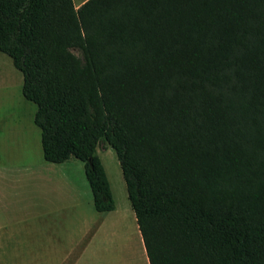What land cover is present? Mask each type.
<instances>
[{
	"label": "trees",
	"instance_id": "trees-1",
	"mask_svg": "<svg viewBox=\"0 0 264 264\" xmlns=\"http://www.w3.org/2000/svg\"><path fill=\"white\" fill-rule=\"evenodd\" d=\"M77 1L0 0L43 160L110 212L103 140L148 264H264V0Z\"/></svg>",
	"mask_w": 264,
	"mask_h": 264
},
{
	"label": "rangeland",
	"instance_id": "rangeland-1",
	"mask_svg": "<svg viewBox=\"0 0 264 264\" xmlns=\"http://www.w3.org/2000/svg\"><path fill=\"white\" fill-rule=\"evenodd\" d=\"M73 2L75 7L81 4V1ZM72 52L79 57L75 50ZM21 87L22 74L9 57L0 53V159L29 162L46 168L54 176L68 177L70 186L75 185L74 196L79 207L66 204L67 212L52 214L49 223H45L49 218L44 215L38 217L36 228L6 231L7 240L11 239L15 246L16 264H148L115 153L100 140L96 154L109 183L115 212L98 214L93 209L80 161L70 158L55 165L43 160L40 132L32 121L36 106L24 100ZM49 191L52 196L43 203L54 201L59 193L56 189ZM57 201L65 206L59 198ZM76 213L79 215L73 219ZM61 217L64 225L59 223ZM82 218L85 220L80 224Z\"/></svg>",
	"mask_w": 264,
	"mask_h": 264
},
{
	"label": "crops",
	"instance_id": "crops-1",
	"mask_svg": "<svg viewBox=\"0 0 264 264\" xmlns=\"http://www.w3.org/2000/svg\"><path fill=\"white\" fill-rule=\"evenodd\" d=\"M11 167L17 169H11ZM70 184L72 182L68 177L49 174L42 166L38 167L36 164H29V162L20 163L0 159V264H16L18 262L15 257V246L10 242L11 239L7 240L6 231L36 228L38 217L45 215L49 218L52 214L62 215L63 212H67L66 204L79 207L74 196L75 185L70 186ZM52 189L59 192L56 193V199L43 203L46 198L52 196L49 191ZM67 189H69V193H67ZM71 189L72 191H70ZM57 198L61 203H65V206L59 205ZM113 212L115 210L105 214L109 215ZM95 213L98 212L95 211ZM78 215L79 213H76L73 219ZM62 220L61 217L59 223L64 225ZM84 220L82 218L80 224H83ZM51 221L50 218L48 221L45 219V223ZM136 232L139 236L137 225Z\"/></svg>",
	"mask_w": 264,
	"mask_h": 264
}]
</instances>
